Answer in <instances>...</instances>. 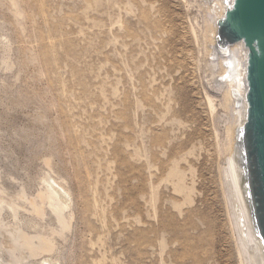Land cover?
Wrapping results in <instances>:
<instances>
[{
	"label": "rangeland",
	"instance_id": "1",
	"mask_svg": "<svg viewBox=\"0 0 264 264\" xmlns=\"http://www.w3.org/2000/svg\"><path fill=\"white\" fill-rule=\"evenodd\" d=\"M188 1L0 0V186L32 197L49 173L71 197L69 229L42 256L239 264L215 138L228 113L206 107L218 67ZM47 211L19 215L33 231L53 224Z\"/></svg>",
	"mask_w": 264,
	"mask_h": 264
},
{
	"label": "bare ground",
	"instance_id": "2",
	"mask_svg": "<svg viewBox=\"0 0 264 264\" xmlns=\"http://www.w3.org/2000/svg\"><path fill=\"white\" fill-rule=\"evenodd\" d=\"M193 1L198 4L199 16L192 18L198 27L200 37L197 35L195 24L193 23V25L192 22H190V31L195 39L202 37L206 43L203 44L204 52L208 58L210 57L206 59L207 62L213 67H218L217 72L210 75L214 76L220 97L216 99L214 95L205 93L206 107L212 116L218 106L224 108L228 113L227 118L224 119L225 124L223 137H220L221 140L217 129L214 130L219 151L223 155L222 162L218 166V175L238 261L239 264H264L263 245L261 239L253 231L247 202L240 183L241 168L237 161V133L239 126L245 120L246 113L245 63L247 50L242 41L222 49L216 46V20L223 16L227 1L231 2L232 0ZM188 4L190 5L189 1ZM190 20L192 21V19ZM171 175H178L177 181L173 183L174 189L179 192L183 191L185 187L181 183V173L176 168H171L167 176ZM41 182L42 186L36 195L29 196L30 198L23 186L19 190L16 188L14 193H10L3 186H0V264H26L28 259L36 260L38 256H41V259L39 258L40 264H59L58 258L49 259L42 254L49 255L47 253L57 248L56 238L63 236V233L69 229L72 216L69 213L71 197L69 190L62 185L63 183L58 182L51 174L45 173L41 177ZM182 197V203L190 199L188 193ZM152 199H155L154 196ZM152 206L154 205L152 204ZM19 209L28 211L38 221L45 220L44 217L48 210L47 212L52 215L53 224H47V229L40 227V229L30 231L27 229L30 225L26 226V224L31 222L32 225L29 227L31 228L39 222L24 219L19 215Z\"/></svg>",
	"mask_w": 264,
	"mask_h": 264
},
{
	"label": "water",
	"instance_id": "3",
	"mask_svg": "<svg viewBox=\"0 0 264 264\" xmlns=\"http://www.w3.org/2000/svg\"><path fill=\"white\" fill-rule=\"evenodd\" d=\"M216 46L242 41L245 63V120L237 133V161L253 231L264 251V0L227 1L216 20Z\"/></svg>",
	"mask_w": 264,
	"mask_h": 264
}]
</instances>
